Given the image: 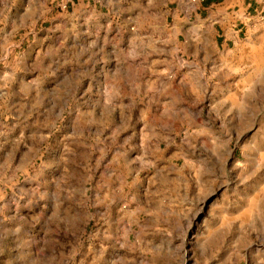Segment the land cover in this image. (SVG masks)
I'll return each instance as SVG.
<instances>
[{"label": "rangeland", "instance_id": "374dc122", "mask_svg": "<svg viewBox=\"0 0 264 264\" xmlns=\"http://www.w3.org/2000/svg\"><path fill=\"white\" fill-rule=\"evenodd\" d=\"M76 7L0 0V264H264V20L201 60Z\"/></svg>", "mask_w": 264, "mask_h": 264}, {"label": "crops", "instance_id": "0c3cea01", "mask_svg": "<svg viewBox=\"0 0 264 264\" xmlns=\"http://www.w3.org/2000/svg\"><path fill=\"white\" fill-rule=\"evenodd\" d=\"M54 2V0H51ZM71 13L77 10L76 5H84V11L100 17L104 22L103 5L106 0H67ZM123 6L129 0H115ZM145 1L156 13L169 18L173 24L177 39L182 36L184 42L175 46L176 52L192 54V57L205 60L211 58L212 50L225 51L227 48H238L244 44L248 34L258 29L259 21L264 20V0H138ZM129 5V4H128ZM134 12L131 11V15ZM152 13V12H151ZM125 13L122 12V16ZM122 23V22H121ZM104 24V23H103ZM102 26V25H101ZM123 26V25H122ZM178 27V31L177 28ZM124 27V26H123ZM128 28V24L125 26ZM185 27H188L186 30ZM99 28V27H98ZM190 30V34L187 35ZM176 43L175 39H172ZM210 48V50H208ZM155 72L165 68L158 57Z\"/></svg>", "mask_w": 264, "mask_h": 264}, {"label": "built area", "instance_id": "2783aa9c", "mask_svg": "<svg viewBox=\"0 0 264 264\" xmlns=\"http://www.w3.org/2000/svg\"><path fill=\"white\" fill-rule=\"evenodd\" d=\"M192 2H195L196 0H191Z\"/></svg>", "mask_w": 264, "mask_h": 264}]
</instances>
